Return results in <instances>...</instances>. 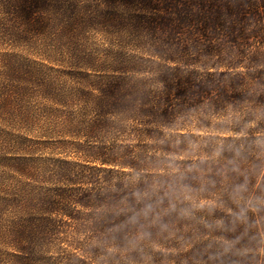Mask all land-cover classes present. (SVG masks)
Instances as JSON below:
<instances>
[{
	"label": "trees",
	"instance_id": "obj_1",
	"mask_svg": "<svg viewBox=\"0 0 264 264\" xmlns=\"http://www.w3.org/2000/svg\"><path fill=\"white\" fill-rule=\"evenodd\" d=\"M0 264H264V0H0Z\"/></svg>",
	"mask_w": 264,
	"mask_h": 264
},
{
	"label": "rangeland",
	"instance_id": "obj_2",
	"mask_svg": "<svg viewBox=\"0 0 264 264\" xmlns=\"http://www.w3.org/2000/svg\"><path fill=\"white\" fill-rule=\"evenodd\" d=\"M47 109H48L47 106H43L40 111L47 110Z\"/></svg>",
	"mask_w": 264,
	"mask_h": 264
}]
</instances>
